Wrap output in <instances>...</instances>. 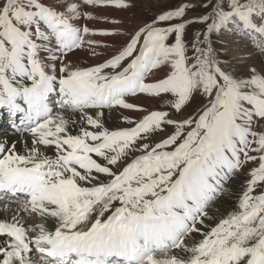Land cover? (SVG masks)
Here are the masks:
<instances>
[{
    "label": "snow or ice",
    "instance_id": "1",
    "mask_svg": "<svg viewBox=\"0 0 264 264\" xmlns=\"http://www.w3.org/2000/svg\"><path fill=\"white\" fill-rule=\"evenodd\" d=\"M0 111V264H264V0H0Z\"/></svg>",
    "mask_w": 264,
    "mask_h": 264
},
{
    "label": "bare ground",
    "instance_id": "2",
    "mask_svg": "<svg viewBox=\"0 0 264 264\" xmlns=\"http://www.w3.org/2000/svg\"><path fill=\"white\" fill-rule=\"evenodd\" d=\"M97 27H105V25H103V24H99V25H96ZM9 133H6V134H4L2 137H4V136H6V135H8ZM9 138H11V137H9ZM237 184H239V181H237ZM238 190V189H237Z\"/></svg>",
    "mask_w": 264,
    "mask_h": 264
}]
</instances>
